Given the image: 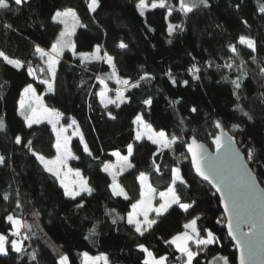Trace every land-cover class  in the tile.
<instances>
[{"label":"trees","instance_id":"obj_1","mask_svg":"<svg viewBox=\"0 0 264 264\" xmlns=\"http://www.w3.org/2000/svg\"><path fill=\"white\" fill-rule=\"evenodd\" d=\"M136 3L137 0H100L96 12H89L88 0H29L19 7L12 3L13 11H0V51L25 65L16 70L0 60V117L6 123V132H0V138L7 144L5 163L0 165V234L9 240L13 238L11 224L5 220L9 214L22 219L32 229L31 232L24 229V235L29 237L23 239L26 254L10 252L8 256H0V264H36L27 255L33 250L40 264H54L61 254L69 255L70 264H81V254L85 252L89 256L105 254L110 264H142L144 253L138 249L140 244L157 256L168 255L171 262L179 253L164 240L184 231L183 224L195 216H199L197 225L202 235L204 229H209L219 239V243L200 254V264H218V257H227L229 264H236V252L224 228L219 200L195 176L184 142L195 136L211 148L212 134L217 133L213 121L221 120L225 130L238 142L242 140L247 145L250 140L264 157V78L258 75L256 63L249 59L253 54L246 46L237 45L248 72L239 101L232 95V84L222 79L225 74L235 79L238 71L235 67H217L234 59L228 45L236 43L241 35L256 41L257 62L264 61V17L257 11V0H209V8H196L187 16L179 11L168 15L167 8H156L145 11L142 17ZM170 3L174 8L179 7L178 0ZM66 8L74 9L85 25L77 28L73 36L76 52L92 53L99 46L100 56L107 52L113 57L118 76L128 79L130 85L139 84L136 88L128 87L124 93L127 100L119 108L115 105L105 108L99 103L98 78L115 84L107 79L111 68L103 60L81 63L78 55L65 51L56 66L53 92L45 94V84L39 83L46 79L47 71L45 68L40 72L44 65L34 48L50 47L62 29L51 16ZM166 17L171 23L182 24L183 31L176 30L169 36ZM242 20H247L249 27ZM5 23L15 30L5 29ZM120 42L127 44V48L120 49ZM29 62L36 69V79L27 74ZM194 64L201 69L196 74L199 79H193L189 73ZM146 74L148 78L141 79ZM29 83L46 106L62 114V124L71 119L76 121L92 156L85 153L78 138H73L71 150L77 158L70 164L88 181L94 190L91 195L83 193L76 201L64 197L58 181L44 172L32 156L27 146L29 140L33 150L47 158L54 157L55 136L49 124H35L32 128L19 125L16 136L22 138L20 145L11 136L17 122L19 94ZM146 99L152 101L150 106L144 104ZM237 103L253 116L252 122L234 111ZM193 107L197 112L191 111ZM109 113L121 121V130L112 137L103 133L100 139L99 129L108 126ZM138 114L154 129L165 130L169 136L180 139L171 150H160L145 139L137 142L133 120ZM241 121L243 133H232L231 125ZM129 144L133 145L130 157L133 167L117 177L129 195L125 200L112 195L111 179L102 167L114 161L111 155L114 151L127 155ZM238 146L243 151V146ZM157 166L159 172L155 170ZM249 166L264 172L262 166ZM173 168H179L185 180V185H176L182 202L194 201V206L185 213L173 205L163 216L155 218L156 225L140 236L126 222L131 204L139 199L137 177L144 173L157 192L165 191L171 184ZM260 184L264 188V183ZM78 201L83 207H76ZM17 202L21 207H16ZM117 216L124 219H117L114 224L112 221ZM93 227L96 234L89 236ZM7 247L10 249V243Z\"/></svg>","mask_w":264,"mask_h":264},{"label":"snow or ice","instance_id":"obj_2","mask_svg":"<svg viewBox=\"0 0 264 264\" xmlns=\"http://www.w3.org/2000/svg\"><path fill=\"white\" fill-rule=\"evenodd\" d=\"M14 3L16 6H23L29 3V0H0V11H13L11 4ZM179 7L174 8L170 3V0H137L136 8L140 16L145 15V11L149 8H167L168 15H171L173 11H179L183 15L187 16L189 13L193 12L194 9L203 7L209 8V0H178ZM257 11L264 17V0H257ZM88 10L89 12H96L97 8L100 7V0H88ZM236 8L239 9L240 5L237 4ZM54 23L62 25V29L59 31L58 35L55 37L54 41L50 44V47L45 50L40 46H35L34 51L38 54L41 63L44 67L40 68V72L43 73L47 71L50 79H41L39 83L47 85L48 91L54 90V84L57 76L56 66L59 64L61 57L64 55L65 51H71L73 56L77 55L76 45L72 40V37L76 34V29L85 27L80 21L76 11L72 8H66L63 10H57L51 16ZM167 19V17H166ZM246 27H249L247 20L241 21ZM5 29H13L11 24L5 23L3 25ZM151 30V29H149ZM175 30L183 31L182 24H169L168 25V35L171 36ZM171 43V41H169ZM237 45L246 46L253 55L249 59L256 63L258 69V75L264 78V61L257 62V57L255 53L257 52L256 41L251 37H246L244 35L239 36L236 43L228 45V50L232 53L233 58H230L231 62L224 64L223 66L218 65L217 67H224L228 69H235L238 71V75L235 79H230L229 75L225 74L222 79L225 82H229L233 86L232 95L236 97L237 101L240 100L239 92L244 87V81L248 77V72L245 70L246 61L240 57V53ZM118 47L120 49L127 48V44L120 42ZM100 48L96 47L95 51L91 54H79V59L81 63L85 61H91L93 59L103 60L111 68V72L107 75V79L115 80L117 85L124 86L122 89L118 88L115 93V98L107 96L109 91L104 79H100L99 83L103 86L102 90L98 93L100 97V103L107 108L109 104L115 105L117 108L121 104L125 103L127 98L125 97V91L128 90L130 81L128 79H122L117 75V69L113 62V57L108 55L107 52L103 56L99 55ZM0 60L5 64L11 66L16 70H20L25 67L21 61L17 59H12L7 56L3 51H0ZM239 63H236V61ZM27 74L33 79L37 78L36 69L31 66V62L27 65ZM201 69L195 64L189 69V73L192 75L193 79H199L196 75ZM173 85L176 84L175 79L171 78V73L168 74ZM147 74L141 79H146ZM187 84V81H184ZM2 87V86H0ZM131 88L139 87L138 83H131ZM179 101H176L178 103ZM264 102V100H262ZM152 101L146 99L144 104L150 106ZM18 114L23 119L24 124L28 128H32L35 124H40L47 122L52 126V131L55 133L56 141L53 147L56 151L55 158L49 159L45 155L36 152L32 149V141H28V147L31 151L33 157L36 161L43 167L44 172L49 173L56 181L59 182L60 188L63 190L64 197L76 201L77 197H81L83 193L91 195L94 191L88 184V181L81 175L79 170L73 171V169L68 167V161L71 159H76L69 148V142L71 137L66 135L69 128H74L77 135L79 133V128L76 127V121L72 120L67 126L61 125L60 121L62 119V114L55 109L48 108L42 102L41 97L36 95V89L32 84H27L23 87V90L19 94L18 100ZM192 112H197V108L193 107ZM234 111L240 113L241 116L247 119V121L252 122L253 116L245 111L244 108L237 103L235 105ZM111 119H116L109 113ZM183 123V121H181ZM133 124H135V140L137 142L142 141L145 137L151 141L152 144L157 145L160 150L169 149L171 150L173 145L177 143L180 137L176 135L169 136L165 130H156L150 124L146 123L142 115H136ZM213 127L218 130V134H212V144L215 147V153H209L205 146L198 142L195 136H193L189 141L184 142L185 148L188 156L191 158V166L195 171V174L201 177L204 181H208L216 188L218 192L226 193L227 200L224 196L221 197V203L224 204L225 212H229V220L227 224L228 236L235 240L237 249L240 250L239 264H251V261L257 255V245H256V232L249 227L248 231H243V222L241 219V211L239 206L235 202V197L233 193L232 183L229 177L219 176V172L216 166V162L224 157L231 158L233 161V167L237 169L241 182L244 184L251 195L254 192L257 181L264 183V172H257L254 168H249L247 165H259L264 167V157H262L257 150L256 146L249 142L245 145L244 141H237L234 135H230L229 131L225 130V125L221 120L213 121ZM230 131L237 135L243 133L244 128L242 127V121L238 123H233L231 125ZM0 132H6L5 120L0 117ZM15 143L17 145L22 144L21 136L17 135L15 137ZM81 143L84 144V151L87 155L92 156V152L89 150L87 144L84 143L83 136L81 135ZM243 146V151L241 147ZM112 156L116 157V163H105L103 165V171L108 173L112 182L109 185L111 193L114 197H123L125 200L129 199L128 193L125 191L124 187L118 182L117 177L122 175L127 169H131L133 164L130 162L129 157L133 155V145L129 144L127 146V155H122L119 151H114L111 153ZM5 163V157L0 155V165ZM155 163V162H153ZM159 172V167L155 169ZM219 176L221 182L224 184L222 188L219 183H217V177ZM72 177V179H69ZM140 184L139 199L131 204V211L127 213L126 222L133 230L143 236L145 232L157 224V219L150 218L149 213L155 212L157 217L163 216L168 212L173 205H177L183 212H189V209L193 208L194 201L182 202V197L179 195L176 185H185V180L180 174L179 168H173L171 170V184L166 191L159 192V206H153V200L156 198V189L148 183V176L144 173H140L137 177ZM8 194H4V199L7 200ZM227 201L233 202V207L229 211ZM16 207L19 208L21 205L17 202ZM76 207H83L82 202H77ZM142 217V218H141ZM117 219H124L123 217L117 216L113 219V223L117 222ZM199 216H195L183 224L184 231L179 232L176 235H172L170 239H165L164 243L166 245L174 247L178 256H175L171 262L169 261L168 255H155L153 251L149 250L143 244L138 245L139 251L144 253V258L142 264H200L198 257L201 253H205L210 245L219 243L218 237L213 231L209 229H204V235H202L200 229L198 228L197 221ZM5 220L11 224V237H18L21 234V229H27L31 232V226L26 222L22 221L17 216L9 214L5 217ZM235 220L236 229H233V221ZM239 232V235L236 234ZM95 227L89 231V236L95 235ZM86 236L85 239H89ZM27 235L23 236V239H28ZM10 243V249L7 245ZM10 252L17 253L20 256L25 255V249L23 247L22 239H11L3 234H0V256H8ZM245 252H247L248 260L246 261ZM30 261H35L36 264H40L36 251L33 250L31 253H27ZM218 264H229L227 257H218ZM54 264H70V258L67 254H61ZM81 264H110L109 257L105 254L98 256H89L87 252L81 254Z\"/></svg>","mask_w":264,"mask_h":264},{"label":"water","instance_id":"obj_3","mask_svg":"<svg viewBox=\"0 0 264 264\" xmlns=\"http://www.w3.org/2000/svg\"><path fill=\"white\" fill-rule=\"evenodd\" d=\"M218 134V130L217 133ZM203 144L207 151L211 153H215V147L212 144L211 140V148L208 147L205 143L198 141ZM186 152V148H185ZM187 154V152H186ZM188 156V154H187ZM190 164L191 158L188 156ZM216 166L219 172V176L229 177L233 187V193L235 197V202L239 206L241 211V219L243 222V231H248L249 227H251L256 232V245H257V255L251 261V264H264V188L261 186L259 181H257L254 192L249 195L247 189L244 184L241 182V178L236 168L233 167V161L231 158L224 157L221 160L216 162ZM247 167L250 168L249 165ZM192 168V166H191ZM194 174L195 171L192 168ZM195 176L204 184H206L217 196L220 204L221 211L223 213L224 218V228L226 234L228 232L227 224L229 220V212H225L224 204L221 203V197L224 196L227 200L226 193L218 192L215 187L212 186L208 181H204L201 177ZM219 176L216 178L217 183L223 188L224 184L221 182ZM229 211L233 207L232 201H227ZM233 229H236L235 220L233 221ZM239 235V232H236ZM228 236V234H227ZM231 240L235 252H236V264H239L240 250L236 247V241L232 239V237L228 236ZM246 261L249 259L247 252H245Z\"/></svg>","mask_w":264,"mask_h":264},{"label":"rangeland","instance_id":"obj_4","mask_svg":"<svg viewBox=\"0 0 264 264\" xmlns=\"http://www.w3.org/2000/svg\"><path fill=\"white\" fill-rule=\"evenodd\" d=\"M151 2V0H149V3ZM151 8H149L148 10H150ZM147 11V10H146ZM167 20H168V25L169 24H173V25H175V23H171L170 21H169V19L167 18ZM62 26V25H61ZM63 27V26H62ZM176 31V30H175ZM174 31V32H175ZM173 32V33H174ZM72 40H73V37H72ZM96 49V48H95ZM95 49H94V51H95ZM93 51V52H94ZM92 52V53H93ZM92 53H84V54H88V55H91ZM79 54L80 53H77V55L79 56ZM99 55H100V53H99ZM93 60H96V59H93ZM33 78V77H32ZM46 79H50V77H49V75L47 74V77H46ZM112 81H114V83H115V80H112ZM104 82H105V84L107 85V87H108V89H109V91H108V93H107V96L108 97H111V98H115V93H116V90L118 89V88H123L124 86H122V85H117L116 83L115 84H110V83H108V82H106L105 80H104ZM99 85H100V88L98 89V93L102 90V85L99 83ZM128 87H130V85L128 86ZM53 91H48V88H47V85H45V94H50V93H52ZM98 93H97V96H98V100H99V103H100V97H99V95H98ZM36 95H38L39 97H41V99H42V102H43V98H42V96L41 95H39L37 92H36ZM44 103V102H43ZM101 104V103H100ZM45 105V104H44ZM102 105V104H101ZM112 104H109L108 106H111ZM46 106V105H45ZM103 106V105H102ZM107 106V107H108ZM48 107V106H47ZM104 107V106H103ZM48 108H50V107H48ZM18 109V108H17ZM17 109H16V118H17V122H16V124H15V127H13L12 129H11V136L15 139V137H16V133H17V129H18V127H19V125H21V124H24V121H23V119L20 117V115L18 114V111H17ZM73 119H71L70 121H72ZM109 122L107 123L108 124V126L107 127H102L101 129H99V138L100 139H103V133H106V135L108 136V137H112V136H115V135H117L119 132H120V130H121V121L120 120H118V119H111V118H109V120H108ZM43 123H47L46 121L45 122H43ZM71 123V122H70ZM48 124V123H47ZM60 124L61 125H64V126H67V124H62V122L60 121ZM50 125V124H49ZM51 126V125H50ZM76 127H78L77 126V124H76ZM136 125L134 124V139H135V131H136ZM51 128H52V126H51ZM79 128V127H78ZM54 133V132H53ZM79 133L81 134V131H80V129H79ZM54 135H55V133H54ZM66 135H68L69 137H71V138H78L79 140H80V142H81V135H77L76 133H75V130H74V128H69L68 129V132L66 133ZM145 140H148L147 139V137H145L144 138ZM55 141H56V136H55ZM148 141H150V140H148ZM151 142V141H150ZM82 144V143H81ZM82 146H83V148H84V144H82ZM157 146V145H156ZM69 148H70V150H71V139H70V142H69ZM71 152H72V150H71ZM73 154V153H72ZM0 155H3V156H6L7 155V144H6V142L2 139V138H0ZM55 156H56V151H55V155H54V157H52V158H55ZM52 158H49V159H52ZM72 160V159H71ZM71 160H69L68 161V167L69 168H71V169H73V171H76V170H78V169H75V168H73L72 166H71V164H70V161ZM129 160H130V157H129ZM117 161H116V157H115V159H114V161L113 162H111V164H115ZM102 169H103V167H102ZM127 170H129V169H127ZM127 170H125V171H127ZM124 171V172H125ZM81 173V172H80ZM106 173V172H105ZM106 174H108V173H106ZM82 175V174H81ZM109 175V174H108ZM109 177H110V179H111V182H112V178H111V176L109 175ZM69 179H72V177H69ZM59 183V182H58ZM166 191V190H165ZM161 192V191H160ZM87 194V193H86ZM159 192H157L156 191V198L153 200V206L154 207H158L159 206V203H160V201H159ZM123 198V197H122ZM150 214V213H149ZM12 239H20V238H18V237H13ZM11 240V239H10ZM9 240V241H10ZM22 242H23V239H22Z\"/></svg>","mask_w":264,"mask_h":264},{"label":"crops","instance_id":"obj_5","mask_svg":"<svg viewBox=\"0 0 264 264\" xmlns=\"http://www.w3.org/2000/svg\"><path fill=\"white\" fill-rule=\"evenodd\" d=\"M17 108H18V105H17ZM70 122H71V121H69L68 124H70ZM54 136H55V135H54ZM72 139H73V138H71V140H72ZM130 211H131V209H130ZM130 211H129V212H130ZM126 216H127V215H126ZM149 217H150V218H157L155 212H150ZM141 218H142V217H141ZM21 220H22V219H21ZM21 231L24 232V229H21Z\"/></svg>","mask_w":264,"mask_h":264},{"label":"built area","instance_id":"obj_6","mask_svg":"<svg viewBox=\"0 0 264 264\" xmlns=\"http://www.w3.org/2000/svg\"><path fill=\"white\" fill-rule=\"evenodd\" d=\"M23 236H24V232L21 231V234H20V236H18V238L23 239Z\"/></svg>","mask_w":264,"mask_h":264}]
</instances>
